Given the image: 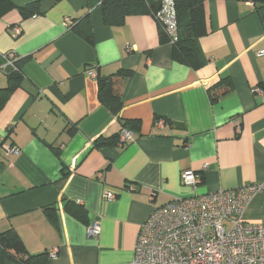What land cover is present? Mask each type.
<instances>
[{"label":"crops","instance_id":"0c3cea01","mask_svg":"<svg viewBox=\"0 0 264 264\" xmlns=\"http://www.w3.org/2000/svg\"><path fill=\"white\" fill-rule=\"evenodd\" d=\"M45 8L0 17V89L13 70L2 67L6 57L28 58L21 85L0 94V233L15 229L31 254L58 248L46 264H134L140 226L156 207L264 186V92L256 90H264V4L208 0L199 68L174 59L153 14L109 26L100 0ZM90 30L93 42L80 34ZM120 69L134 73L119 85L115 114L100 100L99 78ZM225 77L232 90L212 101L209 88ZM125 120L140 126L122 145ZM98 138L116 143L96 147ZM189 169L202 175L196 187L182 182ZM106 190L116 198L105 199ZM243 217L264 223V190ZM95 221L101 232L89 236Z\"/></svg>","mask_w":264,"mask_h":264},{"label":"built area","instance_id":"2783aa9c","mask_svg":"<svg viewBox=\"0 0 264 264\" xmlns=\"http://www.w3.org/2000/svg\"><path fill=\"white\" fill-rule=\"evenodd\" d=\"M159 1L155 16L174 43L179 37L176 2ZM66 22L71 20L67 18ZM10 31L18 36L22 28L14 25ZM127 47L130 49V45ZM259 55H264V50ZM15 62L12 54L2 67L17 69ZM88 75L97 77L94 69H89ZM256 90L264 92L260 87ZM156 124L163 126L166 120L158 118ZM120 138L119 143L125 145L134 139V134L123 127ZM201 180L202 175L191 169L182 174V182L193 187ZM263 190L261 184L219 189L178 197L156 207L140 226L134 264H264V223L243 217L251 198ZM104 198L113 200L116 193L106 190ZM100 232L98 221L88 228L89 236L97 237ZM49 253L50 257H56L58 248Z\"/></svg>","mask_w":264,"mask_h":264},{"label":"trees","instance_id":"16d2710c","mask_svg":"<svg viewBox=\"0 0 264 264\" xmlns=\"http://www.w3.org/2000/svg\"><path fill=\"white\" fill-rule=\"evenodd\" d=\"M61 0H0V17L12 8H17L23 18L31 17L35 14L46 12L45 4L50 6ZM159 0H100L104 23L109 26H120L126 22L131 15L150 13L155 15L157 7L152 4ZM208 0H175L178 18L179 37L173 43V57L176 61L199 68L202 65L200 53L196 45V39L206 33L205 29V4ZM255 3L264 4V0H252ZM161 40L169 42L170 39L160 24ZM86 40L93 42L92 30L81 32ZM28 58H22L15 62L17 69H13L9 74L8 86L0 89V94L5 96L16 87L21 85L23 76L20 66ZM134 71L120 69L116 73L99 78V97L115 114L122 109L121 85L124 77L132 75ZM233 83L229 77H225L209 88V95L212 101L216 100V95H223L230 92ZM169 122V120H166ZM123 126L130 130H137L140 126L139 120H125ZM76 130V126L74 129ZM119 138V135H118ZM115 141H105L98 138L95 141L96 147L102 145L115 144ZM50 257L49 252L31 254L28 252L24 242L11 228L0 233V264H46Z\"/></svg>","mask_w":264,"mask_h":264},{"label":"water","instance_id":"95a60500","mask_svg":"<svg viewBox=\"0 0 264 264\" xmlns=\"http://www.w3.org/2000/svg\"><path fill=\"white\" fill-rule=\"evenodd\" d=\"M152 5H153L154 7L159 8L160 5H161V2H160V1H157V2H154Z\"/></svg>","mask_w":264,"mask_h":264}]
</instances>
